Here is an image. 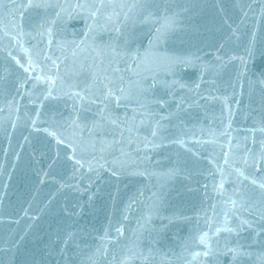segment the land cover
<instances>
[{
  "label": "water",
  "instance_id": "1",
  "mask_svg": "<svg viewBox=\"0 0 264 264\" xmlns=\"http://www.w3.org/2000/svg\"><path fill=\"white\" fill-rule=\"evenodd\" d=\"M262 185L264 0H0V264H264Z\"/></svg>",
  "mask_w": 264,
  "mask_h": 264
},
{
  "label": "snow or ice",
  "instance_id": "2",
  "mask_svg": "<svg viewBox=\"0 0 264 264\" xmlns=\"http://www.w3.org/2000/svg\"><path fill=\"white\" fill-rule=\"evenodd\" d=\"M262 186H264V185H262ZM227 230L231 231V229H227ZM200 242L206 244L205 238H204V237H201V238H200ZM206 246H207V245H206ZM205 254H207V253H205ZM197 255H198V254H197Z\"/></svg>",
  "mask_w": 264,
  "mask_h": 264
}]
</instances>
